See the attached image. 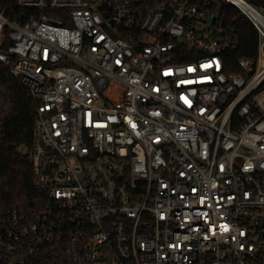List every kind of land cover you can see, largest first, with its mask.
<instances>
[{"label":"built area","instance_id":"obj_1","mask_svg":"<svg viewBox=\"0 0 264 264\" xmlns=\"http://www.w3.org/2000/svg\"><path fill=\"white\" fill-rule=\"evenodd\" d=\"M220 5L257 34L236 73ZM0 66L39 196L0 212V264H264V6L0 0Z\"/></svg>","mask_w":264,"mask_h":264},{"label":"trees","instance_id":"obj_2","mask_svg":"<svg viewBox=\"0 0 264 264\" xmlns=\"http://www.w3.org/2000/svg\"><path fill=\"white\" fill-rule=\"evenodd\" d=\"M247 1L264 6V0ZM218 13L236 42L235 50L225 55L227 72L236 73L238 59L255 57L257 34L234 8L220 5ZM35 110L36 104L26 90L0 66V212H29L39 198L33 187L31 159Z\"/></svg>","mask_w":264,"mask_h":264}]
</instances>
